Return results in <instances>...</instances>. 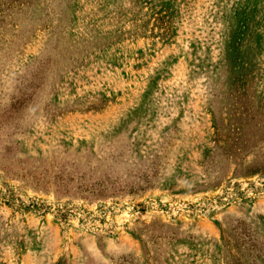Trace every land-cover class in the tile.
<instances>
[{"label": "rangeland", "instance_id": "374dc122", "mask_svg": "<svg viewBox=\"0 0 264 264\" xmlns=\"http://www.w3.org/2000/svg\"><path fill=\"white\" fill-rule=\"evenodd\" d=\"M0 264H264V0H0Z\"/></svg>", "mask_w": 264, "mask_h": 264}, {"label": "trees", "instance_id": "16d2710c", "mask_svg": "<svg viewBox=\"0 0 264 264\" xmlns=\"http://www.w3.org/2000/svg\"><path fill=\"white\" fill-rule=\"evenodd\" d=\"M32 209L35 210L36 212H38L39 214H46L47 213V210L49 209L47 206H44L42 203H35L33 206H32ZM102 214V212H101ZM101 214L99 216H101ZM69 216H72L71 215V212L69 209H57V213H56V217L62 221H66L68 220V217ZM87 219L89 220V222H93L95 221L96 219L94 217H87ZM82 223L84 221H81Z\"/></svg>", "mask_w": 264, "mask_h": 264}]
</instances>
